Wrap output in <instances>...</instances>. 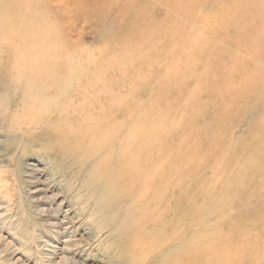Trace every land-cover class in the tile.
I'll use <instances>...</instances> for the list:
<instances>
[{
  "label": "rangeland",
  "instance_id": "obj_1",
  "mask_svg": "<svg viewBox=\"0 0 264 264\" xmlns=\"http://www.w3.org/2000/svg\"><path fill=\"white\" fill-rule=\"evenodd\" d=\"M245 1L0 0V264H198L189 254L204 238L227 255L199 264H264V0ZM209 51L210 70L201 64ZM73 70L81 82L65 81ZM103 82L118 85L106 98ZM103 101L111 112L91 122L85 109ZM170 120L179 127L169 138ZM119 121L155 147L165 219L142 220L152 199L114 185L103 133ZM208 126L218 128L209 137ZM174 229H188V243Z\"/></svg>",
  "mask_w": 264,
  "mask_h": 264
},
{
  "label": "bare ground",
  "instance_id": "obj_2",
  "mask_svg": "<svg viewBox=\"0 0 264 264\" xmlns=\"http://www.w3.org/2000/svg\"><path fill=\"white\" fill-rule=\"evenodd\" d=\"M195 1H197V0H195ZM247 1V0H246ZM245 1V2H246ZM252 1V0H251ZM255 1V0H254ZM257 1V0H256ZM260 1V0H259ZM262 1V0H261ZM194 2V1H193ZM195 3H198V2H195ZM248 3H249V1H248ZM247 3V4H248ZM236 3H232V5L234 6ZM254 4V3H253ZM246 5V4H245ZM245 5H243V6H245ZM249 5H250V3H249ZM254 5H256V4H254ZM253 5V6H254ZM261 5H262V3H261ZM237 6V5H236ZM241 6V5H240ZM248 6V5H247ZM251 6H252V4H251ZM229 7H230V5H229ZM249 7V6H248ZM259 7V6H258ZM257 7V8H258ZM240 8V7H239ZM245 9H244V12H245V10H247V8H246V6L244 7ZM5 9H7V5L6 4H0V12H2V11H5ZM254 10V12L255 11H257V10H259V8L258 9H253ZM261 10H263L264 11V9H261ZM258 11L259 13L261 12V13H263L262 11ZM229 12H231V13H233L230 9L228 10ZM248 11V10H247ZM247 11H246V13H244L243 12V14H246L247 15ZM228 12V13H229ZM237 12H240L239 10L237 11ZM252 11H250V15L252 14V16H253V13H251ZM222 13V12H221ZM227 13V14H228ZM235 13V12H234ZM242 12H240L239 14H241ZM185 14V13H184ZM223 14H225V13H223ZM239 14H238V17L236 16V17H234V15H230V16H233L234 18V20L235 19H240L239 18ZM226 15V14H225ZM235 15H237V13L235 14ZM246 15H245V17H246ZM249 15V16H250ZM254 17H255V19H256V13H254ZM260 16H261V14H259ZM223 16V15H222ZM227 16V15H226ZM230 16H228V17H230ZM243 16V15H242ZM264 17V16H263ZM262 17V18H263ZM220 18V17H219ZM232 18V17H231ZM242 18V20H243V17H241ZM258 19H259V17H257ZM204 19V18H203ZM206 19V18H205ZM208 19V18H207ZM223 19H225V18H223ZM230 19V18H229ZM237 19V20H238ZM252 19H254V18H252ZM254 19V20H255ZM4 20V19H3ZM221 21H222V19H220ZM227 20H228V18H227ZM231 20V19H230ZM237 20H235V22L237 21ZM245 20V19H244ZM246 20H247V18H246ZM249 20H251V19H249ZM225 21V20H224ZM248 21V20H247ZM264 21V20H263ZM209 22V21H208ZM219 22V21H218ZM228 22H231V21H228ZM211 23V22H210ZM208 24V23H207ZM219 24H221V23H219ZM233 24H235V23H233ZM241 24V23H240ZM239 24V22H238V24H237V22H236V25H240ZM249 24V23H248ZM257 24V23H256ZM256 24H254V26L256 25ZM260 24H261V22H260ZM259 24V25H260ZM235 25V26H236ZM245 24H243V25H241V26H244ZM259 25H256V27L257 26H259ZM263 25H264V23H263ZM173 26H174V24H173ZM249 26V27H248ZM250 26H252V25H246V27H248V28H250ZM179 27V26H178ZM239 27V26H238ZM255 27V28H256ZM260 27H262V26H260ZM259 27V28H260ZM243 28V27H242ZM253 28V27H252ZM251 28V29H252ZM191 29V28H190ZM239 29V28H238ZM237 29V30H238ZM245 29V28H244ZM240 31H241V28L239 29ZM243 31V30H242ZM245 31V30H244ZM253 31V30H252ZM263 31H264V27H263ZM181 32V31H180ZM200 32V31H199ZM238 32V31H237ZM248 32H250L249 30H248ZM262 32V31H261ZM191 33V32H190ZM244 33V32H243ZM246 33V32H245ZM253 32H251V33H249V35H248V38H249V36L252 34ZM256 33H257V30H256ZM238 34H239V32H238ZM246 34H248V33H246ZM246 34H245V36H246ZM254 34H255V31H254V33L252 34L253 36H254ZM262 34V33H261ZM195 35V34H194ZM194 35H193V37H194ZM251 35V36H252ZM205 36V35H204ZM240 36V35H239ZM239 36H237V37H239ZM257 36H258V33H257ZM255 37L256 38V41H257V39H258V37ZM197 37H199V36H197ZM201 37H202V34H201ZM205 37H207V36H205ZM247 37V36H246ZM262 37H264V33H263V36ZM261 36H260V34H259V38H262ZM204 38V37H203ZM200 39V38H199ZM206 39H208V38H206ZM205 39V40H206ZM234 39V38H233ZM235 39L236 40H238L236 37H235ZM240 39H241V36H240ZM251 39H252V37H251ZM250 39V40H251ZM264 39V38H263ZM37 40V39H36ZM189 40V39H188ZM234 41V40H232V41H234V42H238V41ZM249 40V41H250ZM262 40V39H261ZM207 41V40H206ZM243 41V40H242ZM189 42V41H188ZM233 42V43H234ZM239 42H241V41H239ZM251 42H252V40H251ZM201 43V42H200ZM211 43V42H210ZM243 43V42H242ZM245 43V42H244ZM257 43H259V42H257ZM257 45H259V44H257ZM203 46V45H202ZM209 46V45H208ZM237 46V45H236ZM248 46V45H247ZM33 47V46H32ZM240 47V46H239ZM257 47V46H256ZM256 47H254V49H256V51H257V49L259 48H256ZM205 48V47H204ZM241 48V47H240ZM252 47L250 46V48L249 49H251ZM32 49V48H31ZM33 49H35L34 47H33ZM201 49V48H200ZM253 49V50H254ZM261 50H262V48H260ZM205 50V49H204ZM212 52H213V50H211ZM211 51H209L206 55H207V57H206V59L203 61V62H201V64L202 65H204V67L206 68V69H208V70H210L213 66L211 65L210 66V64H211V62H210V57H211ZM256 51H253V52H255V54H256ZM215 52V51H214ZM259 50H258V52H257V54H259ZM226 53V52H225ZM219 54V53H218ZM227 54V53H226ZM256 54V55H257ZM262 54V53H261ZM38 56H37V58L40 60V63L41 64H43V66L45 67V65L46 64H48L49 62L47 61V58H48V56H46V51H40L38 54H37ZM231 55V54H230ZM229 55V56H230ZM215 56H217L216 55V53H215ZM218 56H220V55H218ZM235 56V55H234ZM258 58L260 59L261 57H259V55H258ZM262 60H263V58H261ZM48 60H51V59H48ZM232 60H234V61H236L235 60V58L233 59L232 58ZM238 60V59H237ZM51 61H53V60H51ZM115 61V60H114ZM241 61V60H240ZM257 61V60H256ZM237 62V61H236ZM259 61H257V63H258ZM52 63V62H51ZM54 63V62H53ZM60 63V62H59ZM235 63V62H234ZM255 63V62H254ZM50 64V63H49ZM55 64V63H54ZM53 64V65H54ZM195 64L196 63H194L193 65H189L188 67H186L184 70H185V72L186 73H189V74H191L193 71H194V69H195ZM238 64V63H237ZM259 64V63H258ZM226 67V66H225ZM253 69H254V65H252L251 66ZM214 69V68H213ZM212 69V70H213ZM217 69H219V68H217ZM222 69V68H221ZM75 71H77L76 69H74ZM73 70V71H74ZM224 70V69H223ZM258 70V69H257ZM256 70V71H257ZM51 71H53V70H51ZM73 71H71L72 73H70L69 74V76L68 77H66V82H68V83H77L80 79L78 78L79 76V74L77 75L76 74V72L74 73ZM80 71V70H79ZM216 71V70H215ZM219 71V70H218ZM251 71H253V70H251ZM259 71V70H258ZM248 72V71H247ZM253 72H255V69H254V71ZM252 72V74H251V72H249V73H247L246 74V76L249 74H251V76L253 77V75L256 73H253ZM262 72V71H261ZM44 73V72H43ZM59 73V72H58ZM82 73V72H81ZM258 73H260V72H257V74H255V77L256 78H259V76L261 75V74H264V73H261L260 75H258ZM42 74V73H41ZM75 74V75H74ZM102 74V73H101ZM60 75V74H59ZM104 75H105V73H104ZM243 75V74H242ZM240 76V77H243V76ZM248 75V76H249ZM52 76H53V74H52ZM51 77V76H50ZM49 77V78H50ZM81 77V76H80ZM252 77L250 78V76H249V80L251 81L252 80ZM54 78V77H53ZM244 78V77H243ZM261 78H264V76L263 77H261ZM56 79H58V78H56ZM139 79V78H138ZM253 79H254V77H253ZM84 80H85V78H84ZM239 80H240V78L238 79V82H239ZM241 80L243 81V79L241 78ZM255 80V79H254ZM253 80V81H254ZM92 81V80H91ZM232 81H233V79H232ZM235 81V80H234ZM244 81H246L245 80V78H244ZM243 81V82H244ZM257 81V80H256ZM79 82H81V81H79ZM249 82V81H248ZM59 83V82H58ZM230 83V82H229ZM241 83V82H240ZM258 83V82H257ZM262 82H260V84H261ZM100 84H101V86H102V89L103 90H99L100 92H99V94L102 92V91H105L104 92V94H105V97L104 98H106L108 95H110L109 94V92H113V90L111 89V88H113L114 86H115V84H110V85H108V83L107 82H103V83H97L96 85H98V86H100ZM233 84V83H232ZM239 84V83H238ZM243 84V83H242ZM245 84L246 83H244V87H246L245 86ZM80 85V84H79ZM87 86H91V85H93V83L92 84H90L89 82L86 84ZM113 85V86H112ZM202 85V84H201ZM240 85V84H239ZM248 85H250V83H248ZM259 85V84H258ZM72 86V85H71ZM74 86V85H73ZM73 86H72V88H73ZM86 86V87H87ZM118 85H116L115 87H117ZM227 86V85H226ZM225 86V87H226ZM228 86H232L231 84L230 85H228ZM234 86V85H233ZM255 86H256V83H255ZM255 86H253V87H255ZM261 86V85H260ZM259 86V87H260ZM123 87H124V85H123ZM197 87H199V86H197ZM240 87V86H239ZM243 87V86H242ZM250 87V86H249ZM258 86L256 87V89L257 88H259ZM53 88H55V87H53ZM60 88V87H59ZM78 88H79V86H78ZM237 88V87H236ZM236 88H234V89H236ZM251 88V87H250ZM249 88V89H250ZM85 89H87V88H84V91H86ZM196 89H198V88H196ZM233 89V90H234ZM238 89V88H237ZM244 89V88H243ZM256 89H255V92H256ZM262 89H264V88H262ZM67 90V89H66ZM69 90V89H68ZM232 90V89H231ZM239 90V89H238ZM246 90L248 91V89H247V87H246ZM246 90H242V91H246ZM253 90V89H252ZM251 90V91H252ZM260 90V89H259ZM75 91V90H74ZM79 91H80V89H79ZM88 91V90H87ZM86 91V92H87ZM121 91V90H120ZM202 91V90H201ZM235 91H237V90H235ZM240 91H241V89H240ZM63 92V91H62ZM89 92H90V90H89ZM237 92H239V91H237ZM248 92H250V91H248ZM248 92H245V93H247V95H248ZM257 92H259V91H257ZM190 93V92H189ZM232 93H234V92H232ZM262 93H264V92H262ZM63 94H64V92H63ZM65 94H66V92H65ZM98 94V93H97ZM102 94V93H101ZM101 94H100V98H101ZM108 94V95H107ZM175 94V93H174ZM239 94V93H238ZM252 94H253V92H252ZM77 95V94H76ZM78 95H80V94H78ZM77 95V96H78ZM90 95V94H89ZM89 95H85L84 94V96H83V98H85V100L87 99V96H89ZM243 95V94H242ZM242 95H240V97L242 96ZM259 95V94H258ZM64 96H66V95H64ZM63 96V97H64ZM77 96H75L74 97V99L73 100H75L74 101V103H73V105H75L76 104V98H77ZM251 96V95H250ZM255 96H257L256 94H255ZM103 97V96H102ZM112 97V96H111ZM113 97H114V95H113ZM112 97V98H113ZM239 97V96H238ZM237 96H236V98H238ZM254 96L252 95V98H253ZM97 98H98V96H97ZM96 97H91L90 98V100H92V102H91V104L92 103H94L95 101H96V99H97ZM115 98H116V96H115ZM121 98V97H120ZM232 98V97H231ZM255 98H258V97H255ZM79 99V98H78ZM110 99V98H109ZM102 100V99H101ZM106 100V99H105ZM108 100V99H107ZM233 100V99H232ZM239 100V99H238ZM241 100V99H240ZM239 100V101H240ZM62 101V100H61ZM231 101V100H230ZM104 102L105 101H103V104H104ZM107 102V101H106ZM118 102V101H117ZM63 103H64V105L63 104H61V105H63V106H68V104L63 100ZM80 103V102H79ZM83 103V102H82ZM110 103H112V102H110ZM104 104V105H106V107L105 108H102V109H100V111H99V109H98V107L96 108L95 106H93L92 108H90V109H85L87 112H91L92 114H93V117L91 118V122H95V121H97V119H99V116H105V115H107V112L108 111H110L111 112V104ZM231 103H233V102H231ZM235 103H237V100H236V102ZM239 103V102H238ZM237 103V104H238ZM70 104V103H69ZM86 104H88L87 102H86ZM237 104H235V105H237ZM240 104V103H239ZM115 105V104H114ZM123 105V104H122ZM69 106H71V105H69ZM244 106V105H243ZM243 106H241V107H243ZM122 107V106H121ZM245 107V106H244ZM232 108H234V107H232ZM236 108V107H235ZM122 109V108H121ZM245 109V108H244ZM244 109H242L241 108V110H244ZM80 110V109H79ZM235 110V109H234ZM238 110H239V108H238ZM61 112V111H60ZM73 112V111H72ZM231 112H233V114H234V111L232 110ZM236 112V111H235ZM64 112L62 111V113L61 114H63ZM68 113H70V112H68ZM78 113V112H77ZM118 113V112H117ZM119 114V113H118ZM122 114V113H121ZM65 116H66V114H65ZM70 117V116H69ZM76 118V117H75ZM77 120V119H76ZM79 120V119H78ZM122 120V122L124 121L125 122V119L123 120V119H121ZM105 123H106V119L105 120H103ZM213 121V120H212ZM108 122V121H107ZM111 122V121H110ZM113 122V121H112ZM121 121H119L118 123H116V125H115V127H114V129H112V130H106L105 131V133H103V137H104V139H105V142H109V143H111V147H110V149L106 152V155H111L112 157H111V159L110 158H108L109 160H108V164H110L111 166H115V167H117V170L115 171L117 174H116V180L117 181H115L114 182V185H117V184H120V187H122L121 189H123V191L124 192H126V194H133V198H134V195L135 196H138L139 197V200L141 199V201H143L144 202V200H146V198H149V201L152 199V202H151V204H153L152 205V207H148V208H153L151 211H153V213H151V215L149 214V213H147V212H145V211H143L144 213H142L143 215H142V217H141V219L142 220H144V219H157L158 221H159V219H161V218H166L167 216H169L172 212H171V209H169V203H168V197H169V195H167L166 193H165V195H161L162 194V191H161V189H163L164 187H166L167 186V184L166 183H164L162 180H160L161 178V176L162 175H160V173H158L157 172V169H156V162L154 161V160H152L151 159V157L149 156V155H151V154H153L154 152H153V148H155V147H153V148H151V149H147V148H144V146H142V145H139L140 144V141L143 139V138H141L142 137V135L144 134L143 132H139L138 130H134V129H128V127H122V125H123V123H122ZM179 126L175 123V121L174 120H170V122L168 123V125H167V127H165V128H163L162 129V132H164L166 135H168L169 136V138H170V136H171V134L173 135L176 131H177V128H178ZM112 128V127H111ZM215 128L216 127H209L208 126V128H207V130L204 132L205 134L204 135H207V137H209L208 135L212 132V134L211 135H213L214 133H213V131L215 130ZM217 129L218 128H216V131H217ZM93 134V133H92ZM98 136H99V134H98ZM96 137H97V134H96ZM96 137H95V139H96ZM249 140V139H248ZM251 141V140H250ZM243 142V141H242ZM246 142V141H245ZM240 144H241V141H240ZM245 144V143H244ZM242 145H243V143H242ZM240 146V145H239ZM243 147V146H242ZM249 147H251V145L249 146ZM108 149V148H107ZM141 149H142V151H143V153H145V155L143 156V158H141V157H138V156H134V155H132V154H134V153H138V152H140L141 151ZM154 150H156V149H154ZM221 150H223V149H221ZM225 150V149H224ZM223 150V151H224ZM253 150V149H252ZM252 150H250V151H252ZM257 151V150H256ZM264 151V150H263ZM227 152V151H226ZM229 152H230V150H229ZM259 152V151H258ZM257 152V153H258ZM262 152V151H261ZM102 153V152H101ZM131 153V154H130ZM202 153V152H201ZM200 153V154H201ZM254 153H256V152H254ZM253 153V154H254ZM222 154V153H221ZM227 154V153H226ZM225 154V155H226ZM262 154V153H261ZM258 155V156H263V154H264V152H263V154L262 155ZM103 155V154H102ZM255 155V154H254ZM253 155V156H254ZM201 156H202V154H201ZM237 157V156H236ZM199 158H201V157H199ZM228 158V157H227ZM264 158V157H263ZM202 159V158H201ZM200 159V160H201ZM260 159V158H259ZM258 159V160H259ZM107 160V159H106ZM222 160V159H221ZM224 160V159H223ZM226 161V160H225ZM260 161H262V159L260 160ZM228 162V161H227ZM236 162V161H235ZM221 163H223V161L221 162ZM234 163V162H233ZM114 167V168H115ZM223 167V166H222ZM226 167H227V165H226ZM234 168H236V167H234ZM113 169V168H112ZM144 169H148L149 171H150V174L147 176H143V173L142 172H144ZM228 169V168H227ZM233 169H231L230 171H232ZM225 171H226V168H225ZM227 173V172H226ZM231 174H232V172H230ZM239 173V172H238ZM243 174H244V172H242ZM227 175H229V174H227ZM230 176V175H229ZM235 176V175H234ZM244 176H246L245 174H244ZM220 177V176H219ZM235 178V177H234ZM236 179V178H235ZM115 180V179H114ZM224 182V181H223ZM126 183H128L129 185L132 183L133 185H134V188H132L133 186H131V187H129V185H127ZM139 183H143V186L142 187H140L141 189H139L138 190V188L137 187H135V185L136 186H138V184ZM169 184V183H168ZM223 184V183H222ZM122 185H124V186H122ZM127 185V186H126ZM216 187V186H215ZM261 188V187H260ZM222 189H224V187L222 188ZM262 189V188H261ZM215 190H216V188H215ZM218 190V189H217ZM165 191V190H164ZM151 195V196H149V195ZM129 196V195H128ZM151 197V198H150ZM135 199V198H134ZM164 199H166V201H164ZM166 202V203H165ZM147 203H148V201H147ZM147 203H146V205H147ZM144 204V203H143ZM149 204V203H148ZM143 206V205H142ZM147 206H150V204L149 205H147ZM142 208V207H141ZM145 209H147V207L145 208ZM264 209V208H263ZM200 210V209H199ZM201 210H202V208H201ZM176 212V211H175ZM174 212V213H175ZM183 212H184V210H183ZM186 212H188V211H186ZM199 212V211H198ZM201 212V211H200ZM180 214H183V213H179V216H181ZM176 215H178L177 213H176ZM190 215V214H189ZM188 215V216H189ZM187 216V215H186ZM198 216V215H197ZM175 218H176V216H175ZM175 218H173L174 219V221H175ZM183 218H185V217H183ZM182 218V219H183ZM187 218V217H186ZM189 219V218H188ZM145 221V220H144ZM153 222V221H152ZM172 222V221H171ZM181 222V221H180ZM192 222H193V220H192ZM198 222V221H197ZM147 223V222H146ZM174 223V222H173ZM172 223V224H173ZM199 223V222H198ZM157 224V223H156ZM201 224H202V222H201ZM200 224V225H201ZM154 225V224H153ZM162 225V224H161ZM183 225V224H182ZM192 225V224H191ZM193 225H194V223H193ZM148 226H149V224H148ZM179 226V225H178ZM186 226V225H185ZM184 226V227H185ZM188 226V225H187ZM150 227V226H149ZM173 227H175V226H173ZM183 227V226H182ZM167 229H166V231L170 228V225H168L167 227H166ZM189 228V227H188ZM214 228V227H213ZM219 228V227H218ZM217 228V229H218ZM150 229V228H149ZM204 229H206V228H204ZM208 229V228H207ZM162 230V229H161ZM175 230V229H174ZM212 230V229H211ZM179 231V230H178ZM231 231V230H230ZM229 231V232H230ZM233 231V230H232ZM170 232V231H169ZM174 232V231H173ZM193 232V231H192ZM195 232V231H194ZM219 232H220V230H219ZM175 233H176V236H177V232H176V230H175ZM190 233V232H189ZM189 233H188V229H183V232L181 233V234H179V232H178V236H177V238L176 239H179V240H184V241H186V240H190V235H189ZM202 233V232H201ZM231 233V232H230ZM191 234V233H190ZM195 234H196V232H195ZM219 234V233H218ZM189 235V236H188ZM194 235V234H193ZM222 234H220V236H221ZM212 236V235H211ZM227 236V235H226ZM193 237V236H192ZM191 237V238H192ZM222 238H223V236H221ZM198 238V237H197ZM200 238V237H199ZM206 238H208V236H206ZM213 238V237H212ZM202 239V238H201ZM200 239V240H201ZM211 238H208V240H210ZM218 239V238H217ZM225 240V239H224ZM173 240H171L169 243H171ZM206 240H205V238L204 239H202V241L200 242V241H197V240H195V241H193V243H194V245H198V247L200 248V249H198L197 251L196 250H194V251H192V252H190V254L189 255H192L193 256V258H194V262H196L195 260H198V261H202V262H210L211 260H212V262L213 263H223L224 262V260H223V258L225 257V255H227V254H225V252L226 251H221L220 249H219V246L216 244V240H210V242L209 243H207V242H205ZM219 241V240H218ZM187 242V241H186ZM192 242V241H191ZM222 242V241H221ZM185 243V242H184ZM188 243V242H187ZM219 244V243H218ZM151 245V244H150ZM169 245H171V244H169ZM219 245H221V244H219ZM149 246V245H148ZM229 246V245H228ZM161 247V246H160ZM222 247V246H221ZM230 248V247H229ZM181 249V248H180ZM232 250V249H231ZM233 251V250H232ZM226 258V257H225ZM178 260V259H177ZM200 261V262H201ZM199 262V263H200ZM176 263H177V261H176ZM175 263V259H173V263L172 264H176ZM198 263V264H199Z\"/></svg>",
  "mask_w": 264,
  "mask_h": 264
}]
</instances>
